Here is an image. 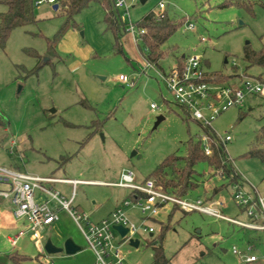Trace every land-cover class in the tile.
Segmentation results:
<instances>
[{"label": "rangeland", "instance_id": "obj_1", "mask_svg": "<svg viewBox=\"0 0 264 264\" xmlns=\"http://www.w3.org/2000/svg\"><path fill=\"white\" fill-rule=\"evenodd\" d=\"M37 1V21L15 27L0 49V115L5 122L0 124V165L7 168L99 183H117L124 171H132L135 183L141 184L166 156L185 155L188 140L197 141L203 134L201 123L177 104L162 77L177 58L201 57L205 70L220 74L225 84L237 83L244 73L264 75L262 67H249L245 60L246 48H264V0H135L128 13L119 10L117 15L122 52H118L117 31L105 22V8L92 3L74 15L75 25L64 30L52 56L47 38L57 35L66 22L64 0ZM161 2L172 18H187L195 29H186L183 21L161 46L164 56L159 65H148L128 27L131 22L137 26L149 12H159ZM54 4L60 9L55 10ZM5 10L0 5V12ZM120 75L128 76L132 85L121 81ZM152 103L158 108L152 109ZM159 115L164 119L155 127ZM211 126L217 134L229 132L232 137L226 148L238 172V184L211 174L208 165L199 162L194 166L199 185L189 198L204 199L226 185L214 197L225 204L220 208L223 215L250 222L234 194L239 190L252 199L263 197L264 202V157L250 154L264 149V98L245 97L243 105L224 110ZM71 187L54 184L66 198ZM46 196L37 191L35 198L45 201ZM134 196L131 188L115 184L76 186L73 206L92 212L94 222L122 206L138 226L130 232L131 238L140 241L138 247L130 244V238L117 240L121 264H152L154 239H162L172 264H244L233 247L244 251L252 243L255 247L248 254L264 258L262 230L232 225L198 211L177 209L169 216L161 209L151 217L142 214ZM127 200L131 204L124 205ZM8 205L10 199L0 198L2 224V206ZM254 212L259 215V207ZM18 223L16 233L25 229L22 221ZM145 228H153V235ZM7 233L5 225L0 226V249L7 246L24 253L30 258L27 264L95 263L94 251L65 209L53 224L40 229L39 245L28 232L13 248L5 239ZM69 238L82 249L74 254L43 250L48 239L63 247Z\"/></svg>", "mask_w": 264, "mask_h": 264}, {"label": "built area", "instance_id": "obj_2", "mask_svg": "<svg viewBox=\"0 0 264 264\" xmlns=\"http://www.w3.org/2000/svg\"><path fill=\"white\" fill-rule=\"evenodd\" d=\"M43 1L49 3L57 2V0H38L37 3L39 4ZM111 1L115 9L125 10L128 13L131 2L135 0ZM165 7V3L161 2L157 13L164 11ZM186 29H195V25L188 21L186 22ZM128 30L132 33L136 43L138 37L145 32V28H139L132 22L129 24ZM147 64L152 65L148 61ZM162 77L177 104L183 107L189 116L214 132V139L223 145L227 159L231 161L226 145L232 137L229 132L223 135L217 134L211 126V121L224 110L232 106L243 105L247 96L259 95L264 98V77L251 76L244 73L235 84L220 83L215 80L211 73L205 70L202 58L197 56H184V64L181 67L176 64L169 70L168 74L164 73ZM120 80L132 85L126 75H120ZM151 108L157 109L158 106L156 103H152ZM200 139L204 152L207 155L212 154V147L207 133L203 132ZM216 174L222 177L221 170H217ZM135 180L136 177L132 171H124L119 182L114 184L131 188L135 192L134 202L139 205L142 214H149L154 217L161 209L165 210L169 206L176 204L186 211H198L225 219L242 227L264 231L263 197L252 199L239 190L234 194L237 205L239 207L245 206L247 214L252 218L250 222H243L223 215L222 211L216 207L223 205L221 200L206 198L192 200L188 197H180L164 191L155 184L152 178L146 179L141 184H136ZM81 182L86 181L56 176L32 175L0 165V198L10 199L13 205L14 217L27 223L25 229H20L18 233L10 237L12 245H16L19 238L28 232L31 233L32 239L39 245L41 241L40 229L57 220L58 209L62 208L67 210L73 217L83 232L89 247L94 251L96 256L94 264H121L122 256L117 240L118 238L122 240L131 238L130 232H136L138 226L122 206L116 207L109 216L102 220L98 222L92 221L88 213L80 211L73 206L76 197V186ZM54 183L71 184L70 198L62 196L60 192L55 190ZM37 191L47 195V199L45 201H37L35 198ZM129 204L131 202L128 200L124 202V205ZM254 207H259V215L254 212ZM116 225L128 228V232L124 237H121L114 228ZM144 230L154 232L153 228H145ZM253 248L254 245H249L247 251ZM233 252L242 257L244 256L246 261L258 259L253 254L246 256L236 247H233Z\"/></svg>", "mask_w": 264, "mask_h": 264}, {"label": "trees", "instance_id": "obj_3", "mask_svg": "<svg viewBox=\"0 0 264 264\" xmlns=\"http://www.w3.org/2000/svg\"><path fill=\"white\" fill-rule=\"evenodd\" d=\"M92 3H100L105 8V22L110 28L117 31L118 37V17L120 16V13L119 10L114 8L111 0H64L62 1L61 8L66 16V22L57 35L53 38H47L49 56L56 54L55 48L57 42L62 38L64 30L75 25L74 15L82 8L89 6ZM0 5L6 6V10L0 12V49H4L9 34L15 27L35 22L37 21V18L35 16V0H0ZM59 9L60 5H58L56 10ZM183 21L186 23L190 20L187 18L185 20H176L172 18L166 10L160 13L149 12L141 17L140 21L137 23V27L145 28V32L138 37L137 45L148 62L159 65L160 60L164 56L161 46L176 31ZM116 39L118 52H122L119 37ZM245 60L249 67L252 65H258L264 69V48L260 51L246 48ZM177 64L180 67L184 64V56L177 58ZM212 75L215 77L216 81L222 83V77L220 74L212 73ZM258 76L264 77L263 73ZM0 124H5L1 115ZM201 126L203 132H206L209 136L212 154L207 155L204 152L199 136L197 141H194L193 137L188 140L185 155L180 156L172 154L166 156L160 163H158L151 172L150 177H148L152 178L155 181V184L161 187L164 191L180 197L189 196L199 185L195 181V178H197L199 174L194 168L199 162L206 163L211 174H216L217 170H221L222 178L227 177L230 179V182L238 184V172L231 161L227 159L223 145L214 139L215 134L209 127L203 126L202 124ZM250 154L264 157V149H253L250 151ZM222 186L214 189L213 193L205 198L213 199L218 191L222 189ZM177 209H180L184 213L190 212L173 204L168 212L169 216ZM240 209L243 211L246 210V207L240 206ZM167 227L168 224H165L163 229L165 230ZM156 240L157 239H154L152 242V248L154 251L152 264H171V259L165 254L162 239L160 241ZM11 258L16 264H24L29 257L14 252L11 254Z\"/></svg>", "mask_w": 264, "mask_h": 264}, {"label": "crops", "instance_id": "obj_4", "mask_svg": "<svg viewBox=\"0 0 264 264\" xmlns=\"http://www.w3.org/2000/svg\"><path fill=\"white\" fill-rule=\"evenodd\" d=\"M143 2H145V0H143ZM54 6V5H53ZM56 10V9H55ZM15 170H19V168H16V167H13ZM20 171V170H19ZM57 177V176H56ZM69 179H71V178H69ZM82 181V180H81ZM81 183H98V184H114V183H106V182H102V183H99L98 181H86V182H81ZM54 184H56V183H54ZM190 196V195H189ZM189 196H186V197H188L189 198ZM213 199H214V197H213ZM223 206H225V204L223 203V205L222 206H216V207H218L219 209L220 208H222ZM76 208H78L80 211H84V212H86L83 208H82V206H80V205H78ZM97 208V207H96ZM96 208H95V210H96ZM115 209V208H114ZM171 209V206H169L167 209H165V211L166 212H169V210ZM60 210H62V208H60V209H58V214H59V212H60ZM221 210V209H220ZM68 212V211H67ZM112 212V211H111ZM2 215H3V224L5 225V228L8 230V233L5 235V239H6V241L11 245V247H13L14 248V246H16V245H12V243L10 242V237L12 236V235H14V234H16V231L19 229V227H20V225H19V223H18V221H22V220H18L17 221V219L14 217V214H13V205H12V203H11V207L8 205V206H6V207H4V206H2ZM86 213H88V212H86ZM94 213V212H93ZM89 215H90V218H91V220H92V212H89L88 213ZM110 215V214H109ZM108 215V216H109ZM107 217V216H106ZM215 217V216H214ZM103 218H105V217H102V218H100L99 220H97V222L98 221H100V220H102ZM217 218V217H216ZM219 219H221V218H219ZM225 220V219H224ZM93 221V220H92ZM23 222V224H24V226H26L27 225V223L25 222V221H22ZM55 222V221H54ZM229 223H231L232 225H237V224H235V223H232V222H230V221H228ZM3 224L0 222V226H3ZM53 224V223H52ZM246 228V227H245ZM249 229H251V228H249ZM256 230V229H255ZM152 233V235H153V232H151ZM31 237V236H30ZM31 239H32V237H31ZM33 240V239H32ZM18 243V242H17ZM250 245H254V243H252V244H250ZM255 247V246H254ZM254 249V248H253ZM19 253V254H21V255H25L24 253H22V252H19L18 250H12V249H10L9 247H7V246H5V248H2V249H0V264H16L13 260H12V258H11V254L12 253ZM232 252H233V250H232ZM246 256H249V255H252V254H248V252L249 251H247V249H245L244 251H242ZM234 253V252H233ZM234 254H236V253H234ZM237 255V254H236ZM28 257V256H27ZM242 260H243V263L244 264H264V258H258L257 260H255V261H246L245 260V257L243 256V258H242V256H239ZM30 258H28L25 262H24V264H27V262H28V260H29ZM171 264H172V262H171Z\"/></svg>", "mask_w": 264, "mask_h": 264}, {"label": "water", "instance_id": "obj_5", "mask_svg": "<svg viewBox=\"0 0 264 264\" xmlns=\"http://www.w3.org/2000/svg\"><path fill=\"white\" fill-rule=\"evenodd\" d=\"M142 2H143V0H142ZM53 8L57 9L58 4H54ZM163 119H164V116L159 115L157 117L156 122H155V127H157V125ZM114 228L119 232L121 237H124L126 235V233L128 232V228L124 227L122 225H116ZM150 235L152 236V233H150ZM130 244L135 246V247H138L140 244V241L138 239L130 238ZM81 249H82V247L78 246L71 238L66 240L63 247H56L50 239H48L44 245V250L50 254L56 253V252H61V251H65L67 254H74Z\"/></svg>", "mask_w": 264, "mask_h": 264}]
</instances>
